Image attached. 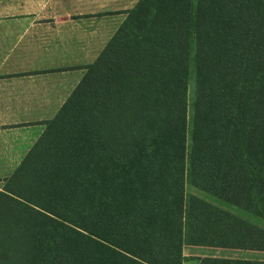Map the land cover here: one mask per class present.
Wrapping results in <instances>:
<instances>
[{"label": "trees", "instance_id": "obj_1", "mask_svg": "<svg viewBox=\"0 0 264 264\" xmlns=\"http://www.w3.org/2000/svg\"><path fill=\"white\" fill-rule=\"evenodd\" d=\"M125 13L5 179L0 264L264 249V231L186 190L264 218V0H138Z\"/></svg>", "mask_w": 264, "mask_h": 264}, {"label": "crops", "instance_id": "obj_2", "mask_svg": "<svg viewBox=\"0 0 264 264\" xmlns=\"http://www.w3.org/2000/svg\"><path fill=\"white\" fill-rule=\"evenodd\" d=\"M136 1L0 0V191ZM195 190L264 231L263 217ZM243 261L263 264L264 249L198 245V264Z\"/></svg>", "mask_w": 264, "mask_h": 264}, {"label": "rangeland", "instance_id": "obj_3", "mask_svg": "<svg viewBox=\"0 0 264 264\" xmlns=\"http://www.w3.org/2000/svg\"><path fill=\"white\" fill-rule=\"evenodd\" d=\"M128 2H132L134 0H127ZM109 2V1H108ZM137 2V1H136ZM125 12V11H124ZM125 16H126V13H125ZM124 16V18H125ZM124 20V19H123ZM194 85H195V82L193 79L190 78V81H189V97H192L193 95V89H194ZM71 95V94H70ZM69 95V96H70ZM68 96V97H69ZM67 100V99H66ZM61 108V107H60ZM60 110V109H59ZM48 121V120H47ZM47 121H45V128L44 130L46 129V126H47ZM43 130V132H44ZM42 132V133H43ZM36 142V141H35ZM12 175V174H11ZM10 175V176H11ZM7 179V178H6ZM6 183V182H5ZM5 185V184H4ZM196 188L193 187V185H191L190 183L187 184V187H186V190L190 193H194V194H197L198 195V192L195 190ZM204 196L207 197L208 200L211 199V197L207 194H204ZM205 198V197H203ZM210 198V199H209ZM206 199V198H205ZM183 254H184V262L183 264H198V245L196 244H185L184 245V249H183Z\"/></svg>", "mask_w": 264, "mask_h": 264}]
</instances>
